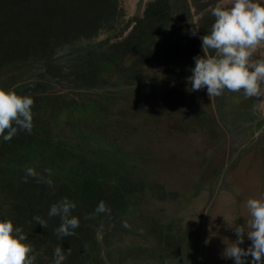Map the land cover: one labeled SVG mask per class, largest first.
Instances as JSON below:
<instances>
[{"label": "trees", "instance_id": "trees-1", "mask_svg": "<svg viewBox=\"0 0 264 264\" xmlns=\"http://www.w3.org/2000/svg\"><path fill=\"white\" fill-rule=\"evenodd\" d=\"M171 1L151 0L125 21L121 0H0V88L34 99L31 134L0 137V220L10 219L23 230L35 264H52L58 245L67 256L64 264H166L167 258L176 259L171 250L184 252V243L193 248L188 259L195 250L185 241L187 231L136 219L134 211L146 195L158 200L174 195L147 182L136 164L123 163L117 138L109 140L110 131L121 129L110 122L112 115L129 122V111L110 110L116 105L111 88L143 90L152 85L150 70L171 81L185 79L195 66L193 57L203 55L200 43L188 46L189 38L180 35ZM100 31L113 33L102 46L85 49L81 59L71 53L66 64L58 61L71 44ZM91 136L108 143L111 158L90 144ZM26 167L52 185L33 177L25 182ZM65 197L76 205L72 215L79 227L75 235L60 238L54 231L60 217L48 212ZM101 202L106 210L97 211ZM36 216L47 227L37 224Z\"/></svg>", "mask_w": 264, "mask_h": 264}, {"label": "rangeland", "instance_id": "rangeland-1", "mask_svg": "<svg viewBox=\"0 0 264 264\" xmlns=\"http://www.w3.org/2000/svg\"><path fill=\"white\" fill-rule=\"evenodd\" d=\"M150 1L121 0L124 20L141 14ZM232 2L172 0L175 26L182 37L189 38L188 46L193 41L202 45L200 37L208 34L214 22L211 7H230ZM258 2L264 4V0ZM112 34L100 31L89 41H77L69 46V53L63 51L58 56V61L66 64L72 54L81 59L85 49L101 45ZM252 58H264V47L254 50ZM149 79L152 85L143 90L111 88L116 105H109L110 110L129 111V122L114 114L109 120L119 122L121 129L117 134L110 131V136L104 129L111 142L117 138L123 153L118 158L123 163L136 164L147 182L160 184L167 195H174L158 200L148 194L134 215L139 221L171 224L189 234L185 241L196 245L190 258L187 256L193 248L184 243V252L171 250L176 259L167 258L166 264H234L233 259L224 257V249L237 239V225H245L247 232V199L264 197V97L228 91L208 97L206 88L193 92L186 78L171 81L156 70H150ZM100 139L92 137L90 144L111 158L112 148ZM128 244L124 241L123 247ZM250 244L245 236L239 246L246 250ZM125 254L127 249L121 258ZM153 254V258L159 257L157 251ZM245 259L251 264L250 256Z\"/></svg>", "mask_w": 264, "mask_h": 264}, {"label": "clouds", "instance_id": "clouds-1", "mask_svg": "<svg viewBox=\"0 0 264 264\" xmlns=\"http://www.w3.org/2000/svg\"><path fill=\"white\" fill-rule=\"evenodd\" d=\"M214 22L208 34L200 37L203 55L193 57L194 68L187 83L191 91L206 88L208 97H219L225 91L240 93L245 97H264V58L253 59L254 50L264 47V4L258 0H233L230 7L219 4L211 7ZM195 35V32H193ZM34 99L29 95H18L14 89L0 88V137L11 140L18 131L31 134L33 128L32 107ZM50 173V170L46 169ZM27 177L38 182L52 185L50 179L33 167H26ZM76 205L68 198H62L52 204L48 216H59L61 223L55 234L60 237L75 235L79 219L72 215ZM246 208L249 219L245 225L234 229L237 239L226 246L223 255L233 259L234 264H247L246 257H251V264H264V197L248 198ZM103 202L97 211H104ZM43 228L47 221L39 216L33 218ZM127 226V225H125ZM247 237L251 241L245 250L239 245ZM23 230L15 227L10 219L0 220V264H35L36 256ZM71 249L67 250V255ZM67 256L61 246L53 252L52 264H64Z\"/></svg>", "mask_w": 264, "mask_h": 264}, {"label": "bare ground", "instance_id": "bare-ground-1", "mask_svg": "<svg viewBox=\"0 0 264 264\" xmlns=\"http://www.w3.org/2000/svg\"><path fill=\"white\" fill-rule=\"evenodd\" d=\"M169 127V126H168ZM262 131V130H261ZM107 141V140H106ZM173 188V187H172ZM171 190V189H170ZM134 216V215H133ZM235 217V216H234ZM149 220V219H148Z\"/></svg>", "mask_w": 264, "mask_h": 264}, {"label": "flooded vegetation", "instance_id": "flooded-vegetation-1", "mask_svg": "<svg viewBox=\"0 0 264 264\" xmlns=\"http://www.w3.org/2000/svg\"><path fill=\"white\" fill-rule=\"evenodd\" d=\"M196 263V262H195Z\"/></svg>", "mask_w": 264, "mask_h": 264}]
</instances>
